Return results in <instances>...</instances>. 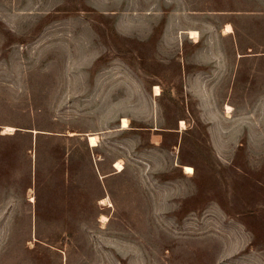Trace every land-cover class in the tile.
Instances as JSON below:
<instances>
[{"label": "rangeland", "instance_id": "374dc122", "mask_svg": "<svg viewBox=\"0 0 264 264\" xmlns=\"http://www.w3.org/2000/svg\"><path fill=\"white\" fill-rule=\"evenodd\" d=\"M18 131L0 264H264V0H0Z\"/></svg>", "mask_w": 264, "mask_h": 264}, {"label": "trees", "instance_id": "16d2710c", "mask_svg": "<svg viewBox=\"0 0 264 264\" xmlns=\"http://www.w3.org/2000/svg\"><path fill=\"white\" fill-rule=\"evenodd\" d=\"M33 131H26L24 133L18 131V132H14L13 134H7V135H3L0 134V138L2 139H7V140H11L12 142L16 141L17 139L20 138H24L27 141V146L25 147V150H29L30 148H32V145L34 144V153L38 158V146H39V139H47L49 138L50 135L52 134H47V133H36L35 136L32 135ZM69 138H72L80 143H83L84 139L80 138L79 135H77L76 137L71 136ZM24 150V151H25ZM7 155V154H6ZM67 197H68V193H67ZM66 198V196H65ZM66 200V199H65Z\"/></svg>", "mask_w": 264, "mask_h": 264}, {"label": "bare ground", "instance_id": "6f19581e", "mask_svg": "<svg viewBox=\"0 0 264 264\" xmlns=\"http://www.w3.org/2000/svg\"><path fill=\"white\" fill-rule=\"evenodd\" d=\"M230 29H231V27L229 25H227L226 26V30L230 32ZM186 33L189 34L190 37L196 38L198 36L197 31H194V30L187 31ZM154 94L155 95H159V90H158L157 87H154ZM120 125H121L122 129L127 128L128 127V120L126 118H123L121 120ZM180 125H181L182 128L185 127L184 126L185 124H184L183 120L180 122ZM87 137H88V143H89L90 146L93 147V146L97 145V135L88 134ZM153 138L156 139V140L160 139V137L158 135H153ZM121 164H122L121 161H116L115 167H118V168L121 169V167H122ZM183 169H184V173H192L193 172V168L191 166H189V165H183ZM106 202H107L106 198H102L101 199V204H105ZM102 218H105V216H102Z\"/></svg>", "mask_w": 264, "mask_h": 264}, {"label": "water", "instance_id": "95a60500", "mask_svg": "<svg viewBox=\"0 0 264 264\" xmlns=\"http://www.w3.org/2000/svg\"><path fill=\"white\" fill-rule=\"evenodd\" d=\"M33 133H34V132H33ZM35 133H42V132H40V131H36ZM84 136H86V138H87V140H88L87 135H84Z\"/></svg>", "mask_w": 264, "mask_h": 264}]
</instances>
